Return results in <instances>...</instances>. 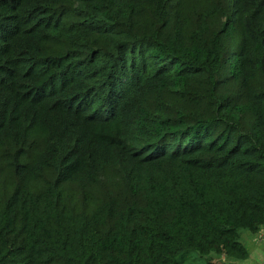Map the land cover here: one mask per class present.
<instances>
[{
	"label": "trees",
	"instance_id": "1",
	"mask_svg": "<svg viewBox=\"0 0 264 264\" xmlns=\"http://www.w3.org/2000/svg\"><path fill=\"white\" fill-rule=\"evenodd\" d=\"M262 228L264 0H0V264H235Z\"/></svg>",
	"mask_w": 264,
	"mask_h": 264
},
{
	"label": "crops",
	"instance_id": "2",
	"mask_svg": "<svg viewBox=\"0 0 264 264\" xmlns=\"http://www.w3.org/2000/svg\"><path fill=\"white\" fill-rule=\"evenodd\" d=\"M242 242L249 251L246 260L234 261L235 264H264V237L263 228L257 233H243Z\"/></svg>",
	"mask_w": 264,
	"mask_h": 264
},
{
	"label": "built area",
	"instance_id": "3",
	"mask_svg": "<svg viewBox=\"0 0 264 264\" xmlns=\"http://www.w3.org/2000/svg\"><path fill=\"white\" fill-rule=\"evenodd\" d=\"M263 237H264V228H263Z\"/></svg>",
	"mask_w": 264,
	"mask_h": 264
},
{
	"label": "rangeland",
	"instance_id": "4",
	"mask_svg": "<svg viewBox=\"0 0 264 264\" xmlns=\"http://www.w3.org/2000/svg\"><path fill=\"white\" fill-rule=\"evenodd\" d=\"M244 233H247V232H244ZM215 261H218L217 259Z\"/></svg>",
	"mask_w": 264,
	"mask_h": 264
}]
</instances>
